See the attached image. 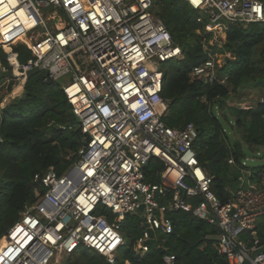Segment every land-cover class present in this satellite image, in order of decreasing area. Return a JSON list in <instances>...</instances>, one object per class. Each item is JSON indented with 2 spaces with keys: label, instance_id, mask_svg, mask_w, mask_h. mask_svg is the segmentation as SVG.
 Segmentation results:
<instances>
[{
  "label": "built area",
  "instance_id": "2783aa9c",
  "mask_svg": "<svg viewBox=\"0 0 264 264\" xmlns=\"http://www.w3.org/2000/svg\"><path fill=\"white\" fill-rule=\"evenodd\" d=\"M186 1L199 12V21L208 19L211 32L234 23L264 22V0ZM155 4L0 0V48L11 63L9 68L0 62V91L11 82L25 86L32 67L50 83L73 73L61 87L78 120L69 128L81 129L84 140L69 154L76 160L64 172L51 167L34 175V201L0 236V264H52V259L60 263L81 248L97 251L106 264H114L125 244L119 221L136 214L141 205L143 234L137 246L142 253L151 247L149 229L157 241L158 230L173 231L167 211L191 212L218 226L219 253L228 264H245L264 248L256 230L264 217V173L258 189L241 186L233 191L227 185L228 198L222 201L212 189L213 177L199 161L196 124L175 128L164 121L170 104L162 95L164 63L181 59L183 52L155 15ZM17 43L31 50L26 63L19 61ZM219 58L211 54L193 69L192 78L213 83ZM8 98H0V117ZM153 158L164 163L156 172L158 182L148 181L144 173ZM228 162L238 169L247 167L245 160L238 165L234 156ZM250 231L251 243L240 239ZM164 262L173 264V256L166 254ZM252 264H264V251Z\"/></svg>",
  "mask_w": 264,
  "mask_h": 264
},
{
  "label": "trees",
  "instance_id": "16d2710c",
  "mask_svg": "<svg viewBox=\"0 0 264 264\" xmlns=\"http://www.w3.org/2000/svg\"><path fill=\"white\" fill-rule=\"evenodd\" d=\"M154 13L164 21L183 52L181 59L164 63L162 95L170 103L164 121L175 128L189 122L196 124L199 161L213 177L215 194L226 201L228 171L239 170L229 164V158L234 156L242 166L247 150L264 148V101L249 108L227 104L232 94L264 88V22L231 24L220 46L210 43L214 34L206 28L208 19L199 21V12L186 0H156ZM14 49L20 63L32 57L25 43H17ZM211 54L224 55L217 79L210 84L192 78L193 69L210 59ZM0 62L11 68L1 48ZM18 93L17 104L4 107L0 117V236L17 221L25 205L34 201V175L51 167L64 172L76 160L69 154L79 149L83 137L81 129L69 128L78 120L60 83L45 82L44 73L38 72ZM163 167V161L151 159L144 167L147 180L158 182L156 172ZM253 176L259 177V173ZM165 215L173 220V231H161V249L151 245L147 253L137 246L143 234L141 218L127 215L121 224L125 244L114 264H165L166 254L173 256V264H228L219 253L218 226L191 212L167 211ZM256 230L264 240V224L259 223ZM240 239L251 243V231L240 235ZM69 257L66 264L107 263L104 256L88 248Z\"/></svg>",
  "mask_w": 264,
  "mask_h": 264
},
{
  "label": "rangeland",
  "instance_id": "374dc122",
  "mask_svg": "<svg viewBox=\"0 0 264 264\" xmlns=\"http://www.w3.org/2000/svg\"><path fill=\"white\" fill-rule=\"evenodd\" d=\"M44 30V29H43ZM209 31V30H208ZM225 29H220L217 31H212L214 36L210 43H218V45L222 44V36H224ZM211 32V31H210ZM39 34V32H37ZM45 32L42 33L44 35ZM230 56V54H227ZM224 55L220 56L219 58V66H222L224 64ZM73 73L70 75H67V77H64L63 79H60L59 83L60 85L65 83V79H72ZM61 85V86H62ZM14 82H11L8 86V88H2L0 91V98L2 97H9L10 101L12 99L19 98V89H21V85L17 87ZM236 97V98H235ZM8 98V99H9ZM264 101V88H254V89H244L243 91L239 92L238 95L232 94L230 99H227L228 105H240L241 107L246 106V108H249L250 105H254L258 101ZM4 112V108L2 109ZM238 136V134H237ZM82 142H84L82 137ZM245 145V143H244ZM258 151L261 154H258ZM246 161V166L239 170H232L228 171V184L232 188L233 191H236L238 188L243 186L244 188H252V189H258L259 186L255 185V179L258 178V176H253L255 174H258L262 171H264V148H260L258 150H247V157L244 159ZM139 218H143L144 212L138 211L136 213ZM260 223L264 224V217L259 218ZM122 224V221H119ZM160 231H157V237L159 236ZM69 256L64 257V259L60 263H55L54 259L50 261L52 264H66L67 260L69 259ZM106 261V260H105ZM106 264V262L104 263Z\"/></svg>",
  "mask_w": 264,
  "mask_h": 264
},
{
  "label": "water",
  "instance_id": "95a60500",
  "mask_svg": "<svg viewBox=\"0 0 264 264\" xmlns=\"http://www.w3.org/2000/svg\"><path fill=\"white\" fill-rule=\"evenodd\" d=\"M20 71H23V69L21 68ZM40 71V69L38 67H32L31 69H29L26 74H27V80L32 77L33 75H35L36 73H38ZM9 75L12 74V72H9L8 73ZM5 75V73H4ZM17 104V101L15 99H12L11 101H9L7 103L8 106H15ZM239 204L236 203L231 211V214H233L234 212H236L237 208H238ZM144 209V205H141L140 206V211H143ZM149 232H150V236L151 238L149 239V243L155 247V248H159L161 249V247L159 246L158 244V241L155 239V233L152 229H149ZM261 251H264V248L262 249H259L258 251L252 253L249 257V259L246 260L245 264H252V260L261 252Z\"/></svg>",
  "mask_w": 264,
  "mask_h": 264
},
{
  "label": "crops",
  "instance_id": "0c3cea01",
  "mask_svg": "<svg viewBox=\"0 0 264 264\" xmlns=\"http://www.w3.org/2000/svg\"><path fill=\"white\" fill-rule=\"evenodd\" d=\"M263 173H264V171L260 172L259 173V177L254 180L255 181L254 183H255L256 186H259L260 177L262 176Z\"/></svg>",
  "mask_w": 264,
  "mask_h": 264
}]
</instances>
